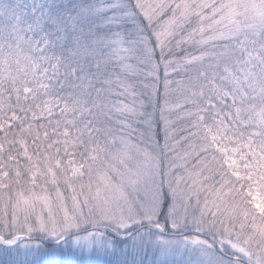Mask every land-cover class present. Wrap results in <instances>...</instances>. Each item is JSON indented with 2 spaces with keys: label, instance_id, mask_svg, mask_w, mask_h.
I'll use <instances>...</instances> for the list:
<instances>
[{
  "label": "snow or ice",
  "instance_id": "6c2138e0",
  "mask_svg": "<svg viewBox=\"0 0 264 264\" xmlns=\"http://www.w3.org/2000/svg\"><path fill=\"white\" fill-rule=\"evenodd\" d=\"M0 264H264V0H0Z\"/></svg>",
  "mask_w": 264,
  "mask_h": 264
}]
</instances>
